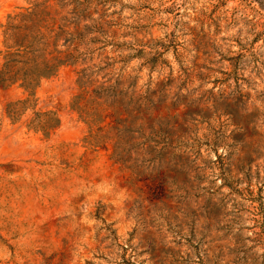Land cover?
<instances>
[{
    "label": "rangeland",
    "instance_id": "1",
    "mask_svg": "<svg viewBox=\"0 0 264 264\" xmlns=\"http://www.w3.org/2000/svg\"><path fill=\"white\" fill-rule=\"evenodd\" d=\"M263 2L0 0V264H264Z\"/></svg>",
    "mask_w": 264,
    "mask_h": 264
},
{
    "label": "trees",
    "instance_id": "2",
    "mask_svg": "<svg viewBox=\"0 0 264 264\" xmlns=\"http://www.w3.org/2000/svg\"><path fill=\"white\" fill-rule=\"evenodd\" d=\"M263 4H264V2H263ZM33 27L34 28H30V29L36 30V31H38V33H40L39 30L42 29V27L40 25H33ZM62 29L63 28H61V30ZM48 31H49V33H46V32L44 33L43 39L45 41H47V42L49 41V42L43 44V46H45V47H51L52 45L55 46L56 45L55 42L57 40V36L59 35V33L56 36H52L53 33H55L53 31V29L52 30L49 29V30H47V32ZM53 39L55 40L54 44L50 43V41ZM18 47L25 48L24 50H28V49L32 48V45L24 46L23 44H19ZM75 52H78L77 48L75 49ZM74 58H75L74 54H71V55L65 57L64 59H62L58 56V57H53L52 59H50L48 61H44L42 64L39 65L38 69L35 72H33L31 75H29L30 80H26V78L23 79L22 87H24L28 91L33 92L35 90V88L38 86L39 80L41 78H44V77L50 78V77L54 76L62 66L70 65V63H73L71 61H73L72 59H74ZM10 81H12V83L17 82V80H15V79H11ZM78 83L82 87L80 79L78 80ZM80 99H81V97L76 98V100H80ZM77 105H78V103H77ZM79 111H80V109H79ZM94 138H95L94 136H91L89 139H93V141H94Z\"/></svg>",
    "mask_w": 264,
    "mask_h": 264
}]
</instances>
